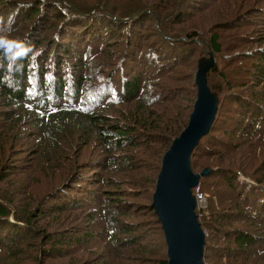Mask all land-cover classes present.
<instances>
[{
	"label": "trees",
	"instance_id": "1",
	"mask_svg": "<svg viewBox=\"0 0 264 264\" xmlns=\"http://www.w3.org/2000/svg\"><path fill=\"white\" fill-rule=\"evenodd\" d=\"M54 1L56 0H0V13L3 6L7 7L10 12L7 24H4L3 16L0 14V125L7 127L11 125L9 127L20 130L25 127L30 128V132L38 131L37 139H43L44 136L48 135L47 138L50 136V144L56 143L58 145V142H61L60 134L66 133L70 136L74 134L71 126L73 121L78 119L83 122L81 126L84 127L80 135H78L81 136L83 141L77 148L78 152H85L92 143L100 140L106 146L102 150L103 153L110 152L113 146V150H116V148L121 149L123 146L139 148L141 145L139 142L144 140L147 145H156L155 157L163 162L164 153L170 149L174 140L181 136L189 124V121L187 122L186 120L185 122V117L188 118L189 116V114L187 115L186 107L183 106L182 102L180 104L183 99V93H178L179 88L168 86L167 75L170 73V69L165 66L166 61L164 60L166 59L163 54L159 53V51L153 53L152 50H145V42L139 38H134L137 40L135 53L118 64L121 57L112 48L113 45L111 46V43H109L107 32H105L103 41H101V49L97 46L98 42L90 45V50L87 49L83 52L82 50H76L77 56L72 61H70L69 57L67 58L68 60L64 59L65 54L68 53L63 51L60 48L62 44L58 43L64 39L65 31L61 30V34H57L54 40L58 43L51 41L50 44L53 47L48 50L47 47L42 48L41 46L43 44V38L39 34L41 25L37 26V23H31L32 19L38 16L41 8L53 7L51 4L55 3ZM58 1L59 5L64 1L72 2V0ZM167 2L156 3L151 11L142 13L141 10L145 7L142 1L127 3L126 0H117V2L112 3L111 7L107 3L106 9L115 14L118 11L124 13L123 16L118 18V21L113 16V19H115L113 21L121 25V29L124 24H129L127 21L124 23L122 21L123 18H128L127 20L131 21L130 23L138 21L155 22L158 28L161 29V32L156 36L160 41L165 39L167 47L173 52L181 48H192L194 52L195 46L203 49L200 42L196 43L193 41L192 36H187L186 34V37L182 38L176 35V32H180L179 29L177 31L176 27L178 24L189 21V18L193 15L206 12L209 6L196 4V0H183L180 5L176 6L173 5L172 1L169 5H167ZM171 10H173L172 13ZM190 10L192 13L188 15L187 12ZM88 13L76 14L78 16L76 24L80 28H84L89 24L79 20L83 19L80 16H85ZM105 14L109 13L105 11ZM89 16L92 17V15ZM229 16V19L225 20L228 27L220 26L211 29V35L208 34L210 40L203 42L204 47L208 49V52L203 55L204 58L210 60L213 56L216 59V56L224 49L221 43L223 37L219 32L235 28L234 23L231 22L235 17L232 14H229ZM40 17L43 16L40 15ZM98 24L103 26L102 23ZM63 27L65 28V26ZM184 32L185 30L182 31V33ZM193 36L195 37L197 34H193ZM47 38H50V33L47 34ZM132 39L128 37L127 40L130 41ZM21 47L25 48L26 51H20ZM97 48L101 50L104 59H98L97 55L99 52L91 53L92 50ZM234 52L232 53L233 55ZM172 55L174 56V54ZM247 59H250V57L243 52L240 55H234L232 62L241 64ZM131 64L139 66L138 69L135 70L134 67L130 66ZM100 68L104 70L97 73ZM233 72L234 74L230 77L226 74L224 75L222 71L217 69L215 60L214 65L205 75L206 84L217 108L211 129L217 119L220 103L222 102V94L225 91L230 93L242 89L249 92L247 97L240 96V93H234V99L241 104L248 101L244 107H253V104L254 106L258 105V108L253 111V115L249 114L251 123L241 119L242 124L237 127V131L233 135L236 140L231 142L230 145L234 144V148L251 149V152H253L260 146H264V91L257 88L261 81L260 78H256L258 80L250 77L242 79L240 77L241 71L239 73ZM162 78L165 79L162 80ZM215 78H219V80L215 81ZM246 80H250V82ZM171 81V79H168V82ZM197 87L198 85L196 84ZM259 103L261 104L259 105ZM117 106H124V110L121 111V115L113 118L110 115V110L115 109ZM125 110L129 111L126 115L123 114ZM259 114L262 118L259 120L254 118ZM184 122L185 125L183 126ZM12 133L7 130L4 136L0 133V148L3 145L1 137L11 139ZM110 133L115 140L107 136ZM208 135L200 139L192 155L190 165L191 173L200 176L199 184L192 192L194 193L198 190L209 202V207L206 209H198L196 207L194 210L202 231L205 232L202 219H206V226L211 231V234L208 231L209 235L205 237L204 263L210 264L211 260L208 257V251L209 249L218 248V243L221 242L225 247L221 253L222 261L219 264H222L223 261H227L228 264H256L255 261L257 262L258 260L254 256L258 254L260 258L264 257V233L258 236L256 233L252 234L253 228L257 232L260 231L257 227L264 229V174L259 171L264 169V159L257 161V166L253 167L252 162L244 161L242 156H239L238 159L231 161L232 167H228L225 164L224 166L205 168L198 173L199 171H195L200 166L197 161V152L204 138ZM114 141L115 143L112 144ZM76 142L77 137L68 146L65 145L66 152L67 150H72V146H75ZM51 149H54L56 154L60 151L57 146ZM164 149L165 152L163 153ZM246 151L244 149L243 155H246ZM231 153L232 151L229 150L228 155ZM263 155L264 152L262 150L260 155L255 158H260ZM214 156H216V153H214ZM217 159L224 162L222 156L217 157ZM100 160L101 168L116 167L115 163L109 159V156L100 158ZM162 162L158 171L162 169ZM62 168L63 166H59L57 162L55 165L56 171H61ZM132 168L130 166L125 167L123 171ZM96 169V167L90 169L93 172L92 174H94ZM120 169L116 168V172ZM206 169L209 170V173L204 174V172L208 171ZM218 178L221 179V182L213 181ZM71 180L63 187L56 189L54 193L41 197L39 203L36 204V206L41 208V213L37 217V221H39L45 216L42 208L47 206L46 200L51 201V203L52 201L59 202L54 206V210L57 212L55 214H57L61 224L55 222V232L62 229L64 219L60 216L69 210L67 205L69 200L74 199L75 196L77 199L80 197L85 198V196L81 195L82 192H85L87 197V199L85 198V204L74 201L70 203L72 204L71 206L95 205V202L91 201V199L96 194L92 196V191L85 187V184H93L94 180H86L85 176L81 174L77 175L74 181ZM121 184L115 183L114 186L118 187ZM237 184L241 187L238 195L236 192L239 189H236ZM223 187L227 189L225 193L222 192L221 188ZM112 192L119 193L120 191L113 190ZM128 195L127 193L117 198L114 197L115 195L110 194L108 203L104 206H106L107 211L108 209H114L110 206L117 208L113 212L115 216H113L114 221L112 224L115 226L123 224L120 230L131 235L132 239L129 241L137 243V246H139L142 244L138 237L143 236V233H138L134 228L125 226V220H122L128 211L132 210V207H134L133 209H139L138 207L135 208L130 201H127ZM112 200H114L113 203H111ZM115 203H120V206H116ZM33 209L29 211L27 206L21 204V210L14 209L13 211L0 195V226L9 232L6 236L0 235V264H4V261L8 262L6 259H2V249L9 246L12 251L15 249L17 251L23 250L21 243L18 242L28 234L37 235L38 237L43 236L44 244L51 245L48 250L44 245L43 250L47 251L43 252L44 254H51V252L56 251L62 254L66 251L64 245L67 244L66 246L68 247L73 244V239H70L67 243V237L64 238L63 235H47L46 233H40L42 231L36 230L33 226V218L36 217L37 212L33 211ZM203 216L204 218H202ZM19 226H26L27 228L20 229ZM250 226H252V229L249 230ZM13 228L14 231L12 230ZM144 233L146 236L147 232ZM252 249L254 251L249 252ZM231 253H234L233 256ZM240 253L241 255L239 256ZM21 255L22 253H19V257L14 255L15 264H31L28 260L22 259ZM235 258L240 259V262L238 263L239 260H235ZM141 260L143 261L142 264H150L145 257L141 258ZM168 263L169 258L158 262V264Z\"/></svg>",
	"mask_w": 264,
	"mask_h": 264
},
{
	"label": "rangeland",
	"instance_id": "2",
	"mask_svg": "<svg viewBox=\"0 0 264 264\" xmlns=\"http://www.w3.org/2000/svg\"><path fill=\"white\" fill-rule=\"evenodd\" d=\"M139 1H142L145 5L141 10L142 13L144 11H151L153 5L156 3L168 1L167 5H169L172 1L173 5L176 6L180 5L183 0H134V2L133 0H126L127 3ZM54 2L51 4L53 7L41 8L38 16L32 19L31 22L37 23V26L41 25L39 34L43 38L42 48L47 47L50 50L53 47L50 42L54 41L58 43L54 38L61 30L65 31L63 35L64 39L58 44H62L60 48L68 53L65 54L64 59L69 57L70 61H72L77 56L76 50H82V52L87 49L90 50V45L98 42L97 46L101 49V41H103L104 34L107 32L109 43H111V46L113 45L112 48L121 57L118 62L119 64L125 58L131 57L135 53L136 39L143 40L145 42V50H152L153 53L159 51L166 59L164 60L166 61L165 66L170 69V73L167 75L168 86L179 88L178 93H183V99L180 101V104L182 102L183 106L186 107L187 115L189 114L188 118L185 117V122L186 120L190 122V113L195 101L197 102L199 99V87L196 88V84L198 85L197 78L203 71L205 64L211 60L203 56L204 53L208 52L203 42L210 40L208 34L211 35V29L227 26L225 20L229 19V14L235 17L231 21L234 23L235 28L219 32L223 37L221 43L224 49L216 56L217 69L228 77L234 74L233 71L237 73L241 71L240 77L242 79L250 77L251 79L255 78V80H258L256 78H260L261 81L257 88L264 91V54H259L264 53V0H196V4L209 6L208 10L202 14L193 15L189 18V21L178 24L176 27L177 31L178 29L180 31L176 32V35L184 38L187 34V36L193 37L194 42L201 43L203 49L195 46L194 52L192 48H181L176 52L169 50L167 41L165 39L160 41L156 36L161 32V29L158 28L155 22L138 21L130 23L131 21H128V18H123L122 21L124 23L127 21L129 24L122 22L124 27L121 29V25L115 23L113 20L117 19L118 21V18L123 16L124 13L118 11L115 14L107 10L106 7L109 0H72V2L64 1L60 5L58 0ZM114 2H117V0H112L108 3L110 7ZM1 9L0 14L3 16L4 24H7L10 14L9 9L4 6ZM173 10H171V13ZM105 11L109 14H105ZM77 13H88L85 16H80L83 19H79L89 23L86 27L80 28L76 24V20L78 19ZM191 13V10L187 12L188 15ZM40 15L43 17H40ZM89 15H92V17ZM113 16L115 19H113ZM222 21L223 23H221ZM98 23H102L103 26ZM184 30L185 32L182 33ZM49 33L50 38L48 39L47 34ZM193 34H197V36L194 37ZM128 37L129 39H133L128 41ZM19 50L26 51L23 47ZM96 52H99L97 55L98 59H104L101 50L98 48L91 51L92 54ZM233 52L234 55H240V53L244 52L250 59L244 60L241 64L233 63ZM55 62L57 61L55 60ZM130 66L134 67L135 70L139 67L135 64H131ZM102 70L104 69H98L97 73ZM172 70L173 72H171ZM164 79L162 78V80ZM168 79L172 81L168 82ZM217 80L219 78H215V81ZM246 81L250 82V80ZM234 93H240L242 97L249 96V92L242 89L230 93L225 91L222 94V102L220 103L217 119L197 152V161L200 166L195 171H199L198 173L202 172L205 168L224 166L225 164L228 167H232L231 161L238 159L239 156H242L244 161L252 162L253 167L257 166V161L264 159V155L260 158H255L260 155L262 150L264 152V146H260L251 152V149L234 148V144L230 145L231 142L236 140L233 135H235L237 127L242 124L241 119L251 123L249 114L253 115V111L258 108V105L254 106L253 104V107H244L248 101L243 104L237 102L234 99ZM124 106H117L115 109L110 110V115L113 118L118 117L121 115V111L124 110ZM128 112V110H125L123 114L126 115ZM254 118L259 120L262 116L259 114ZM253 121L256 122L255 119ZM81 124H83L81 120L76 119L73 121L71 127L74 134L72 136L66 133L60 134L61 142H58V145L56 143L50 144V136L47 138L48 135L44 136L43 139H37L38 131L30 132V128H22V131L9 127L11 125L8 127L0 125L2 136L5 135L6 130L13 132L11 139L1 137L3 145L0 148V195L13 211L14 209L21 210V204L27 206L29 211H32L33 207H35L33 211L37 212V214L33 218V226L36 230L42 231L40 233L63 235L64 238L67 237V243L70 239H73L71 246L67 247V244L64 245L66 250L64 253L61 254L56 251L51 252V254H44L43 252H47L43 250L44 245L47 250L51 245L44 244L43 236L38 237L37 235L28 234L18 242L21 243L23 250L17 251L15 249L12 251L9 246L2 249V259L8 261H4V264H15L13 257L14 255L19 257V253H22V259L28 260L31 264H142L141 258L143 257L150 264H158L159 261L166 260L168 258V248L165 243L164 233L156 213L151 208L153 194L156 191V179L158 174H160L159 172H161V169L158 171V168L159 166L161 167L162 162L155 157L156 145H147V142L142 140V142H139L141 143L139 148L123 146L121 149L116 148V150H113V146L110 152L103 153L102 150L106 146L100 140L99 142L92 143L85 152H78L77 148L83 142L81 136H78L84 129ZM107 136L115 140V138H112L113 135L111 133L107 134ZM75 137H77L75 146L73 145L72 150H67L66 152L65 145L68 146ZM114 143L115 141L112 144ZM54 146L60 149L59 153L56 154L55 150L51 149ZM244 149L247 150L246 155H243ZM229 150L232 151L230 155H228ZM166 153H164V156ZM214 153H216V156H214ZM106 156H109V159L115 163V168H101L100 158ZM164 156L162 157L163 159ZM219 156H222L224 162L217 159ZM126 159L128 160L127 162ZM57 162L59 166H63L61 171H56L55 169ZM129 166L133 168L123 171L125 167ZM95 167L97 169L92 174L93 172L90 169ZM116 168L121 169L116 172ZM259 171L264 174V169ZM218 173L222 174L221 172ZM79 174L85 176L86 180H94L93 184H85V187L92 191V196L96 194L91 199V201L95 202V205L91 204L83 207H78L77 205L71 206L72 204L70 203L74 201L85 204L87 199L85 192H82L81 195L85 196L86 199L83 197L77 199L75 196L74 199L69 200L67 202L69 210L60 216L64 219L62 229L55 232V222L61 224L57 214H55L57 212L54 210V206L59 202L52 201L51 203V201L46 200L47 206L42 208L45 216L42 217V220L37 221L41 208L36 206V204L39 203L41 197L54 193L56 189L69 183L72 177L71 181H74V178ZM213 181L219 183L221 179L218 178ZM115 183L122 184L116 187L114 186ZM237 188H239L236 191L238 195V192L241 190L239 184H237ZM221 189L223 193L227 190L225 187ZM113 190H119L120 192H112ZM127 193L129 194L126 198L127 201H130L135 208L138 207L139 209H133L134 207H132V210L128 211L122 220H125V226H130V228H134L138 233H143V236L138 235V239L141 240L142 244L139 246H137V243L129 241L132 239L131 235L120 230L123 224L116 226L112 224L114 221L113 216H115L113 212L117 208L110 206L114 209H108L107 211L106 206H104L107 205L110 194L120 198ZM192 194L194 209L196 207L198 209L209 207V202L204 196L203 202L198 200L197 195L200 194L202 196L198 190L194 193L192 192ZM115 205L120 206V203H115ZM205 220L202 219L205 228L203 229L205 232H203L206 235L205 237H207L209 232L211 234V231L206 226ZM19 227L20 229L27 228L26 226ZM257 228L260 229L259 232L254 228L252 229V226L249 227V230L252 229V234L256 233L257 236L264 233L263 228ZM12 230L14 231V228ZM144 232H147L146 236ZM1 234L6 236L9 232L0 226ZM224 247V244L220 242L218 243V248L209 249L208 257L211 260L210 264L221 263V253ZM252 251L254 249L249 252ZM233 254L231 253L232 256ZM254 257L258 260L257 262L255 261L256 264H264V257L260 258L258 254ZM235 260H239L238 263L240 262V259L235 258ZM222 264H228V262L223 261Z\"/></svg>",
	"mask_w": 264,
	"mask_h": 264
},
{
	"label": "water",
	"instance_id": "3",
	"mask_svg": "<svg viewBox=\"0 0 264 264\" xmlns=\"http://www.w3.org/2000/svg\"><path fill=\"white\" fill-rule=\"evenodd\" d=\"M214 63L212 56L197 78L199 99L187 129L164 156L153 197L152 208L166 238L168 264H205V233L197 222L192 199L200 176L191 173L190 165L200 139L208 135L215 120L216 103L205 81Z\"/></svg>",
	"mask_w": 264,
	"mask_h": 264
},
{
	"label": "built area",
	"instance_id": "4",
	"mask_svg": "<svg viewBox=\"0 0 264 264\" xmlns=\"http://www.w3.org/2000/svg\"><path fill=\"white\" fill-rule=\"evenodd\" d=\"M197 196H198V200H199L200 202H203V200H204V199H203V198H204L203 195L200 196V194H198Z\"/></svg>",
	"mask_w": 264,
	"mask_h": 264
}]
</instances>
